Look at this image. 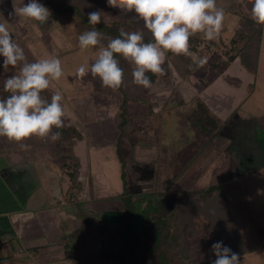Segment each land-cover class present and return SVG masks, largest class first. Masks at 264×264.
<instances>
[{
	"label": "rangeland",
	"instance_id": "rangeland-1",
	"mask_svg": "<svg viewBox=\"0 0 264 264\" xmlns=\"http://www.w3.org/2000/svg\"><path fill=\"white\" fill-rule=\"evenodd\" d=\"M28 2L29 0H15L17 7ZM38 2L41 3L40 0ZM243 2L244 0H216L217 7L224 10L223 27L220 36L214 40V43L205 40L203 44L202 59H206L204 70L213 71L209 68L214 60L227 59L226 51L231 52V39L240 27L241 12L246 11ZM12 11L13 0H0V22L6 24L15 41L24 49L28 61L34 62L37 59L53 56L61 60L64 75L59 81L53 82L50 90L44 91V96L51 98L52 92L60 91L63 96L61 103L64 108V117H68L69 113L74 110V104L70 98L76 91V86L69 74L74 73L82 64L90 67L94 57L98 54L99 46L88 50L79 48L78 37L84 32L80 31L76 17L59 15L51 11L48 22L40 24L26 18L10 16L9 13ZM133 16L136 17L134 11L124 12L119 8L108 7L104 19L113 20ZM138 22L143 24L141 20ZM241 46H243L242 49L246 48L244 43L238 45V47ZM261 50L257 74L240 70L239 59H237L232 63L231 70L220 76L225 83L216 85L214 89L208 87L212 90L208 95L214 96L215 101L220 104L219 111H215L203 96L199 95L196 98L193 110L200 102L206 104L211 114L216 117V124L219 125V129L216 131H204L197 126V120H191L190 129L193 131L200 129L205 140L199 142L194 136L189 138V127L185 123L187 120H185L182 111L184 103L177 104L176 102L177 105L172 107L170 105L159 106L158 114L151 118L155 124H153L154 127H158L161 134L158 132L155 135H144L145 137L130 143L128 148L126 144L122 146L123 158L127 161L125 169L130 172L131 193L135 196L131 220L128 217L122 222V214L105 218L102 212L87 209L86 202H82L76 211L71 212L75 220L62 219L60 227L55 220L53 221L55 223L50 224L49 228L35 223L31 230H25V234L23 231L20 234V230V232H9L7 240L10 241L0 250V264H42L43 261L58 256L60 258L69 256V258L52 264H166L159 246V221L163 217L173 218L176 213L175 206L182 198L200 196L203 192V190L193 189L191 186V182L195 179L194 175H190L186 182H179L177 185L174 182L172 185L170 184L169 171L172 158L168 156L175 155L177 149L187 147L192 149L194 155L186 161L185 168L196 175L210 166L211 160H209L208 153H210V157L218 154L222 157L225 155L222 166L211 171L210 178L214 181L209 184L213 182L218 184L226 192L233 214L234 210L237 212L238 225L242 228L244 238L247 239L244 252L238 255L240 264H264V165L259 168L261 165L259 162V165L254 168L250 164H246L245 160V155L249 154V151L255 148L258 150L257 141L264 137V130H262L264 129V26H262ZM168 57L169 52L166 53L165 60ZM3 59L0 56V95L4 92V80L19 72V67L12 66L5 72L2 67ZM176 61L179 79L184 77L189 79L190 75L185 72V66L178 59ZM205 74H207V79L213 75L211 72ZM87 76L82 81L90 79ZM209 81L211 82V80ZM98 91L100 92L99 89L96 92ZM193 112L189 111V113ZM139 115L137 112L136 118ZM257 118H259L262 129H257L258 134L255 137L254 126L256 123L254 121ZM68 119L65 120L67 126L76 125L75 121L72 123ZM78 138L79 136L73 138L72 141H76ZM44 141L45 139L33 136L17 143L9 141L6 137H0V218L4 215L14 218L17 216L16 214H20L19 212H23V209L26 210L27 207L43 204L76 209L75 204L68 199L64 192L68 179L62 177L61 181L57 180L53 183V179L47 175L49 168L59 173L63 168L62 165L71 161L69 155H66L67 148L64 149L63 153L65 154L52 156L51 159H48L47 150L52 153V149L56 146L50 138H47L45 143H47L48 149H45ZM70 143L72 142L68 141L66 146H69ZM93 151L87 150L88 155L83 156L87 159L86 165L90 166L91 170H102L101 164L100 167L96 165L95 168L96 157ZM78 152L79 150H76L77 155ZM94 152L100 154L106 168L111 162H118L115 145ZM169 153L170 155H168ZM187 155V152L182 150V158H178V169L183 163V158ZM100 157L98 159H101ZM167 157L171 160L169 164L166 161ZM78 160L80 163L78 170L81 172V158L79 157ZM145 161H149L152 166H146L144 173L141 170L142 167H139L137 172L133 169L135 165L138 166ZM93 165L94 167H92ZM31 166L38 174L40 183L31 179L32 176L27 169ZM250 167L255 170L248 172ZM11 170H14V174L10 173ZM206 172L208 171L206 170ZM62 173L65 174L64 170ZM142 174L145 179L152 181L140 184L138 178L144 179L141 177ZM94 176V174H90L88 179L93 180L92 189L95 193L96 190L100 191L101 181L97 180L100 175L97 178ZM96 180L97 182H95ZM79 184L84 185L82 182ZM38 187L43 190L42 197L35 201L32 200L30 204V195L36 193ZM50 188L54 190L53 197L50 196ZM106 191L109 190L106 189ZM94 193L91 194L92 196L90 195L91 199H93ZM103 195L99 196L102 198ZM220 196L221 194L215 196L213 204L219 212L227 206ZM86 197L89 198L87 195ZM237 215L234 214V218H237ZM211 234V227L205 217L201 220V225L195 236L192 237L186 233L188 245L201 253L202 239L210 238ZM31 246H46L47 249L33 254L24 251L25 248ZM13 248L16 249L15 255L14 253L12 255ZM1 256L4 257L3 260ZM189 264L202 263L194 261Z\"/></svg>",
	"mask_w": 264,
	"mask_h": 264
},
{
	"label": "clouds",
	"instance_id": "clouds-1",
	"mask_svg": "<svg viewBox=\"0 0 264 264\" xmlns=\"http://www.w3.org/2000/svg\"><path fill=\"white\" fill-rule=\"evenodd\" d=\"M250 3V18L264 26V0H250ZM107 5L124 12L134 11L152 37L151 42H144L141 32L121 29L118 37L109 39L103 46L102 33L95 28L79 35L81 50L97 46L99 50L90 67L82 64L75 70V77L83 79L90 74L98 77L103 87L114 91L122 86L124 77L117 56L133 66L134 84L151 88L146 74H163L166 53L191 56V37L201 34L203 39L213 41L218 39L223 27L224 10L217 7L216 0H107ZM9 15L45 24L51 10L38 0H29L20 7L13 0V11ZM87 16L93 26L102 20L100 10L89 12ZM0 56L4 58L5 72L10 66L19 67L18 73L3 82V91L9 95L0 99V137L17 143L33 136L58 140L60 132L52 130L64 126L63 96L60 91H54L49 102L41 94L64 75L61 60L53 56L29 62L24 49L3 22H0ZM192 58L195 61V57ZM205 63L206 59H201L198 66ZM211 252L216 257L212 264H240L238 254L223 241L213 243Z\"/></svg>",
	"mask_w": 264,
	"mask_h": 264
},
{
	"label": "crops",
	"instance_id": "crops-1",
	"mask_svg": "<svg viewBox=\"0 0 264 264\" xmlns=\"http://www.w3.org/2000/svg\"><path fill=\"white\" fill-rule=\"evenodd\" d=\"M176 59L177 58L174 56H169L166 59L167 61L169 60V70L168 69L167 71L165 70L163 74H160L157 77L156 81L154 82V84L151 86L149 90V96H148L147 102L130 101L128 103V108L130 110V115H129L130 123L126 127L123 133H121L119 129V124L121 122L120 106L122 103V95L117 90L114 91L111 88L103 87L102 82L98 77L93 78L89 74L88 76L90 77V79L86 81H82L85 78L83 79L76 78L74 76L75 72L72 74H69L70 78L73 79V82L76 86V91L74 92V96L70 98V100L74 104L73 106L74 110L69 113L68 117H63V121L66 125L67 123L65 122V120L68 118L70 119V121H72V123L73 121H75L76 125L72 124V126H74L80 134L79 138L76 141H72L73 139L68 140V141H71L72 143H70L69 146L66 147L68 151L66 153L67 156L75 155L77 157L78 169L80 166L78 159L79 157L81 158V165H82L81 170L82 171L79 172L78 170V176L76 178V183L78 185V188L73 190L72 192L73 194H70L68 192L71 181L63 165H62L63 168L60 170L59 173L49 168L47 170V175L50 177V179H53L52 181L53 183H55L57 180L61 181L62 177H66L68 179V181H66L67 187L64 192L66 196L68 197V199L71 200L73 204H75L74 206L76 207V209H70L67 206H64V208L61 207L63 208L61 209L57 205L56 206H53V205L45 206L44 204L40 206L34 205L35 207L30 206V207H27L26 209L27 211L23 209V212H19L20 214H16L17 216H15L14 218H11V216H6V215L1 216L0 231L4 230L8 233L12 231L14 232L21 231L20 234H22V231H23V233L25 234V230L26 229L31 230L32 227H34L35 223L42 224L46 228H49L50 224L57 222L58 227H60L61 225L60 223L62 219H65V220L69 219L67 221L75 220V217L72 215L73 213L72 211H76L78 207L81 206L82 202H86L87 209H91V210L95 209L100 213L102 212L105 215L104 216L105 218L107 216H117V214H122V222H123L125 203L122 200V195L124 191L123 180H122L123 161L121 160L120 156H122V159L124 160L125 168H126L127 161L126 159L123 158L124 155L121 149L122 146L126 144V147L128 148V145L132 143L134 140L143 138L145 136H150L152 134L155 135V134H158V132L159 134H161V130L160 129L158 130V127H154L155 124L154 122L151 121V118L158 114L159 106L170 105L172 107V106H176L178 103H181V102L184 103L182 105V109H183L182 111L184 113L185 120H187L185 123L189 127V131H190L189 138L194 136L199 142H202L205 139L200 133V129L198 130L196 128L197 131H193L190 129V126H191L190 115L192 113H189V111L191 112L195 111L193 110V106H195L194 103H196V98L199 95L203 96L206 102L209 103L210 106L215 111H219L218 107L220 106V104L219 102L215 101L214 96L208 95L209 91L211 92L212 91L211 89H214L216 85H222L224 81L221 80L220 76L223 75L225 72L231 70L232 63L235 62L237 59H239V69L242 71H247L245 67L242 65L240 57H239V58H236L224 71H221L220 69H215L213 71H207V70H204V68H199L195 72L189 74L186 72V67H185V72L190 75L189 76L190 78L186 79L187 77H184L182 79L181 78L179 79V77L177 76L178 68L176 67V64H177ZM195 59L199 61L197 56H195ZM209 70H212V69L209 68ZM258 70H259V62H258ZM209 72L213 73V75L210 79H207V76H206L207 74L205 73H209ZM209 80H211V82ZM209 86L211 87V89H208ZM98 89L100 90V92L99 91L96 92ZM137 112H138V115L140 114L137 117L139 120L136 118ZM259 118L261 119L263 117H259ZM259 118L255 119L254 121L256 123V125L254 126L255 127V137H256V134H258L257 129L261 128V125L259 123ZM177 131H178V128H177ZM126 133H127V136H125ZM75 137H78V136H75ZM46 140L47 139H45V141L43 142V146L45 147V149L48 147L46 145L47 143H45ZM111 145L116 146L118 162L117 163L115 161L111 162L110 165H107V168H106V166L102 163V157L99 156L100 154L98 155L94 151L100 150V149L104 150L106 148H109V146ZM257 145L259 147L258 150L257 148H255L252 151H249V154L245 155L246 156L245 160L247 161L246 164H250V166H253L254 168L255 166L259 165V162H261V165H259V168H261L264 165V161H263L264 160L263 159L264 158L263 157L264 137L260 138L257 141ZM66 148L63 147V149L61 150V153L58 155L65 154L63 152H64V149ZM76 150L77 151L79 150L78 152L79 156L76 154ZM87 150H94L93 154L95 153L94 156L96 157L95 163H94L95 168H96V165L97 166L99 165L100 167V164H101V167H103L102 170H99V169L91 170L90 166L86 165L87 159L83 158V156L88 155L86 153ZM182 150L185 153L187 152L188 155L183 158V163L180 164L181 165L180 169H178V164H179L178 158H182L181 156ZM55 151H56L55 148L52 149V153L47 150L48 159H51L52 156H58L57 154L54 153ZM170 153L168 155H170ZM192 155H194L192 149L187 147L185 149H180V150L177 149L175 155L172 154L171 156H168L172 158V161L170 160V158L167 157L168 160L166 158V161L168 162V164L170 163L169 161H171V163L173 164V165L172 164L170 165L171 169L169 171L171 175L170 184L172 185L174 182V184L177 185L179 182L181 183H183L184 181L186 182V180L188 179V177H190V175H194L195 179L194 181L191 182V186L193 187V189H201L204 191L205 188L213 184H216L215 182L209 184L210 182L214 181V180H211L210 178L211 171L216 167L219 168L222 166V163H224V160H225V155L223 154L224 156L222 157L220 154H218L216 156L210 157V153H208L209 160H211L210 166L208 167V169L202 170L201 173H198V175L190 173L189 170L185 168L186 161ZM99 157L101 159H98ZM145 162L140 163L138 166L135 165L133 169H135V171L137 172L139 171L138 170L139 167H142L143 169L141 170H143L142 172L144 173L148 166H152L149 161H145ZM127 166L129 165L127 164ZM92 167H94V165ZM253 167H250L249 171L248 170L247 171L250 172L252 170H255ZM168 168H169V165H168ZM27 169L29 171L28 173H30V175L32 176L31 179L33 181L35 180L40 183L39 176L36 173L34 167L31 166V168H27ZM62 170H64L65 174L62 173ZM206 170L208 172H206ZM126 172H127V179L129 181V190L131 193L130 179H129L130 172H128V170H126ZM10 173L14 174V170H11ZM92 173L95 175L94 176L95 178H97L98 175H100L99 179L97 180L101 181L100 182L101 189L100 191L96 190L97 192L95 193L93 192V189H92L93 180L88 179V176H90V174L93 175ZM143 176L144 175L142 174L141 177L144 178ZM182 179L184 180L181 181ZM97 180L95 182H97ZM148 181L151 182L152 180L145 179V178L144 179L138 178V182L140 184H145ZM81 182L84 185H80L79 183ZM171 185L170 187H172ZM53 186L55 187V185ZM39 187L36 193H34L32 196L30 195V198H29L30 204L32 200L35 201L37 198L42 197L43 190L42 188L40 189ZM106 189H108L109 191H106ZM92 193H94V196L97 195L95 197L93 196V199H91L90 197ZM101 194H104L102 198L99 196ZM86 195L89 196V198H87ZM50 196L51 197L54 196L53 188H50ZM71 196H73V198H70ZM65 208H69V209L66 210ZM234 214L237 215L236 210H234ZM237 219H238V215H237V218L235 217V222L238 225L239 223ZM238 227L244 238L245 236L243 234L242 228L240 227V225H238ZM244 241L247 242V239L244 238ZM43 247L44 248L41 249L40 251H46L47 247L46 246H43ZM12 255H13V252H12ZM11 258L13 257L11 256ZM64 260H67L65 259V256H63L62 258L58 256L54 259H47L43 261L42 264H47V263L52 264L54 262H60Z\"/></svg>",
	"mask_w": 264,
	"mask_h": 264
},
{
	"label": "trees",
	"instance_id": "trees-1",
	"mask_svg": "<svg viewBox=\"0 0 264 264\" xmlns=\"http://www.w3.org/2000/svg\"><path fill=\"white\" fill-rule=\"evenodd\" d=\"M40 2L55 14L76 17L81 32L89 31L93 28L101 32V43L104 45H107L109 39L118 37L121 29L127 32H141L144 36V42L152 41L151 33L142 23L138 22L135 16L113 20L104 19L109 7L107 5V0H40ZM243 5L246 11L241 12L240 28L231 39V52L226 51V60H214L210 67L212 70L220 69L221 71H224L236 58L240 57L241 63L245 69L252 74H257L261 52L262 26L257 25L250 18V0H244ZM96 10L101 11L102 20L99 24L93 26L88 23L87 14ZM211 42L214 43V40ZM204 43L205 39L202 38V35L197 34L190 38L191 56H177L170 52L169 56L176 57L186 67L187 73H193L199 68H204L206 65L205 63L202 67L198 66V61L196 59L194 61L192 58L193 56H197L199 60L202 59L201 49H203ZM241 43L246 44L245 49H242L243 46L238 47ZM117 59L119 60L120 67L124 70L122 86L117 90L122 95V103L120 106L121 122L119 124V129L120 132L123 133L130 123V110L128 108V103L130 101L147 102L150 88H144L143 86L134 84L132 82L133 66L120 56H117ZM162 68L164 69L163 73L165 70H169V60H165ZM146 75L149 76L151 85H153L160 74L154 75L149 72ZM4 92L0 95V99H5L9 95L7 92ZM41 95L45 100L50 102L51 98L45 97L44 92H42ZM190 119L197 120V126L204 131H216L219 129V125L216 124V117L211 114L210 109L204 103L200 102L197 104V108L190 115ZM52 131H59L61 134L58 140L53 141L56 146V151L54 153L57 155L61 153L63 147H67L66 143L68 140L80 135L75 127L67 126L65 123L62 128H53ZM120 157L123 161L122 156ZM69 159L71 161L64 163L63 166L71 181L68 192L73 194V190L78 188L76 183V178L78 176V162L75 155L69 156ZM122 180L124 187L122 200L125 203L124 219L130 217L131 220L134 210L133 200L135 196L131 194L129 190V181L127 179L124 162ZM217 194H221V199L227 205L223 211L220 212L213 205ZM70 198H73V196ZM205 217L208 221L209 227H211L212 234L210 238L202 239V252L198 253L196 249L191 248L188 245L186 233H189L192 237L195 236L198 227L201 225V220ZM158 229L160 233L159 246L166 264H189L194 261L202 264H212V261L216 259V257L214 253L211 252V246L218 241H223L225 246L230 247L232 251L238 255L245 250V241L235 222L232 208L229 206L228 196L218 184H213L205 188L200 196L182 198L176 206L175 216L170 219L168 217H163L158 223ZM7 234L8 232L4 230L0 231V249L10 241L9 239L7 240ZM43 248V246H32L24 249V251L33 254L39 252ZM15 252L16 249L13 248V253ZM65 258L68 259L69 256H66ZM1 259L3 260L4 257Z\"/></svg>",
	"mask_w": 264,
	"mask_h": 264
}]
</instances>
